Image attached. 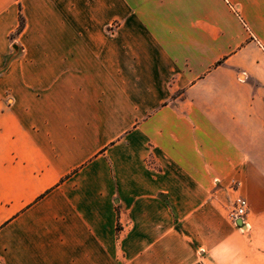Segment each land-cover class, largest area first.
Here are the masks:
<instances>
[{"label": "crops", "instance_id": "0c3cea01", "mask_svg": "<svg viewBox=\"0 0 264 264\" xmlns=\"http://www.w3.org/2000/svg\"><path fill=\"white\" fill-rule=\"evenodd\" d=\"M0 264H264V0H0Z\"/></svg>", "mask_w": 264, "mask_h": 264}, {"label": "built area", "instance_id": "2783aa9c", "mask_svg": "<svg viewBox=\"0 0 264 264\" xmlns=\"http://www.w3.org/2000/svg\"><path fill=\"white\" fill-rule=\"evenodd\" d=\"M240 79H243V75L240 76ZM247 216H248V203L242 197H237L234 200L233 206L228 213V218L230 222L236 226V222H240V228L242 231L248 229L247 224Z\"/></svg>", "mask_w": 264, "mask_h": 264}, {"label": "trees", "instance_id": "16d2710c", "mask_svg": "<svg viewBox=\"0 0 264 264\" xmlns=\"http://www.w3.org/2000/svg\"><path fill=\"white\" fill-rule=\"evenodd\" d=\"M19 21H20V23H19V26H18V28L16 30L17 33L21 32L22 29H23V19L20 17Z\"/></svg>", "mask_w": 264, "mask_h": 264}, {"label": "rangeland", "instance_id": "374dc122", "mask_svg": "<svg viewBox=\"0 0 264 264\" xmlns=\"http://www.w3.org/2000/svg\"><path fill=\"white\" fill-rule=\"evenodd\" d=\"M19 23H20V21H19ZM23 25H24V24H23ZM16 30H17V29H16ZM16 34H18V33L15 31L14 34H13L12 36H15ZM241 75H243V79H244V77H245L244 74H240V75L238 76V78L240 79V76H241ZM239 79H238V80H239ZM228 219H229V218H228ZM229 221H230V220H229ZM235 227H236L237 229H239L240 231H242V230L240 229V228H242V227H238L237 225H236ZM245 231H246V230H245ZM242 232H244V231H242Z\"/></svg>", "mask_w": 264, "mask_h": 264}, {"label": "water", "instance_id": "95a60500", "mask_svg": "<svg viewBox=\"0 0 264 264\" xmlns=\"http://www.w3.org/2000/svg\"><path fill=\"white\" fill-rule=\"evenodd\" d=\"M14 49L16 50V47H14ZM236 225L240 227V222H236Z\"/></svg>", "mask_w": 264, "mask_h": 264}]
</instances>
